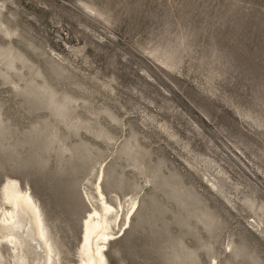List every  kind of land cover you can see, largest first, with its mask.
Returning <instances> with one entry per match:
<instances>
[{
  "label": "rangeland",
  "instance_id": "rangeland-1",
  "mask_svg": "<svg viewBox=\"0 0 264 264\" xmlns=\"http://www.w3.org/2000/svg\"><path fill=\"white\" fill-rule=\"evenodd\" d=\"M10 179L54 264L102 190L107 264H264V0H0L2 208Z\"/></svg>",
  "mask_w": 264,
  "mask_h": 264
},
{
  "label": "bare ground",
  "instance_id": "bare-ground-1",
  "mask_svg": "<svg viewBox=\"0 0 264 264\" xmlns=\"http://www.w3.org/2000/svg\"><path fill=\"white\" fill-rule=\"evenodd\" d=\"M2 192V199L9 204L6 208L10 207L6 209L0 205V243L6 242L13 250L14 261L9 264H54L59 258L57 259V252L49 236L40 206L31 191H24L17 180L10 179L4 184ZM99 196L100 199L102 197L100 203L103 211L94 209L86 217L79 264H107L105 249L115 237L112 219H118L120 213L117 211L115 217H112L116 211L115 206L106 200L103 190L100 191ZM3 260L0 251V264H4Z\"/></svg>",
  "mask_w": 264,
  "mask_h": 264
}]
</instances>
